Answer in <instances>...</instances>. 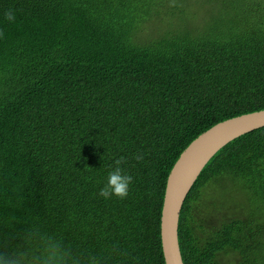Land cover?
Instances as JSON below:
<instances>
[{"label": "trees", "instance_id": "1", "mask_svg": "<svg viewBox=\"0 0 264 264\" xmlns=\"http://www.w3.org/2000/svg\"><path fill=\"white\" fill-rule=\"evenodd\" d=\"M262 110L264 0H0V253L165 264L176 162ZM118 160L129 193L104 199ZM178 234L184 264H264V128L211 159Z\"/></svg>", "mask_w": 264, "mask_h": 264}, {"label": "water", "instance_id": "2", "mask_svg": "<svg viewBox=\"0 0 264 264\" xmlns=\"http://www.w3.org/2000/svg\"><path fill=\"white\" fill-rule=\"evenodd\" d=\"M260 128H264V110L215 125L182 153L169 175L162 210L161 240L165 264H184L178 234L180 214L204 168L227 144Z\"/></svg>", "mask_w": 264, "mask_h": 264}, {"label": "clouds", "instance_id": "3", "mask_svg": "<svg viewBox=\"0 0 264 264\" xmlns=\"http://www.w3.org/2000/svg\"><path fill=\"white\" fill-rule=\"evenodd\" d=\"M9 21L15 20L12 11L6 13ZM121 161H116L115 166L108 171L106 183L101 187L99 195L104 199H111L113 196L125 198L130 189L132 176L120 166ZM69 254L61 247L55 238H49L43 246V255L39 257L42 264H100L99 259L94 255L74 257L69 261ZM0 264H32L27 253L13 251L5 254L0 253Z\"/></svg>", "mask_w": 264, "mask_h": 264}]
</instances>
